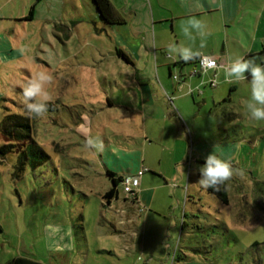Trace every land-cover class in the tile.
Instances as JSON below:
<instances>
[{
  "label": "rangeland",
  "instance_id": "374dc122",
  "mask_svg": "<svg viewBox=\"0 0 264 264\" xmlns=\"http://www.w3.org/2000/svg\"><path fill=\"white\" fill-rule=\"evenodd\" d=\"M52 1L0 0V121L8 112L24 113L22 90L37 74L51 77L45 91L56 104L32 123L46 161L27 164L16 179V153L0 157V263L24 256L44 264H264V122L246 113L248 82L217 76L214 87L206 83L203 93L194 92L205 105L199 108L190 96L181 100L196 117L182 132L185 144L153 142L122 151L112 131L133 128V122L111 120L105 98L119 92L114 82L99 81L106 69L123 72L113 41L93 30L87 14L72 24L65 14L72 0H62L61 17L52 18ZM239 2L232 20L199 18L206 34L192 30L193 39L182 37L181 46L213 52L220 70L230 57L264 60V0ZM5 139L0 134V146ZM211 151L233 152L237 171L227 181V204L197 182ZM126 168L128 174L144 169L143 200H125L129 194L118 183L117 198L107 204L106 169L119 174Z\"/></svg>",
  "mask_w": 264,
  "mask_h": 264
},
{
  "label": "crops",
  "instance_id": "0c3cea01",
  "mask_svg": "<svg viewBox=\"0 0 264 264\" xmlns=\"http://www.w3.org/2000/svg\"><path fill=\"white\" fill-rule=\"evenodd\" d=\"M109 1L116 17L112 24L105 23L101 19L91 0H72V9L67 10L65 14L72 24L83 17L86 18L85 14H87L93 30L97 34L107 32L113 41V52L116 54V60L120 61L118 65L123 68L118 70L123 72L118 76L119 71L116 69L111 71L112 73L106 69L108 73L99 75V81L114 82L112 86H115L119 92L115 96H106L105 110L110 111L111 120L113 118L131 120L134 126L117 132L112 131L117 138L116 144L122 151H135L137 147L153 142L168 147H175L181 142L185 144L182 132L187 133L190 121L194 126L196 117L190 110L187 111L184 108L181 100L190 96L192 102L199 101V99L195 101L194 92L203 93L199 89L203 88L206 83L209 85L212 79L216 82L217 76L220 82L225 81V74L223 70H220L219 63L218 67L204 73L208 81L207 79L202 80L201 73L189 75L195 66V61L185 62L178 57L169 56L168 45L171 43L181 45L180 39L185 36L180 28L189 18H212L213 16L216 20L221 18L222 22L228 18L232 20L240 5L239 0ZM52 2L56 9L52 13V18L61 17L64 9L62 8L63 1L53 0ZM33 5L35 7V3ZM75 25L73 28L76 32L78 30ZM70 34L68 32L64 34L66 41L69 40ZM194 52L195 57L200 55L214 57L213 52L209 54ZM260 63H264L262 57ZM191 64L192 67H187ZM174 74L178 76V79L172 78ZM119 81L123 83L120 84ZM231 88L233 89L234 86ZM213 97L212 102L215 101ZM99 100L98 102L101 103L102 101ZM200 100L197 102L199 108L207 103L204 96ZM232 154L233 152L218 156L230 161L235 167L234 162H231ZM192 167L190 165L187 171L188 182H191L194 177ZM129 171L127 169V173L114 172V174L124 176L128 175ZM144 193L145 186L140 178L135 195H129L125 200H130L133 205H140ZM185 194L188 195V191Z\"/></svg>",
  "mask_w": 264,
  "mask_h": 264
},
{
  "label": "clouds",
  "instance_id": "9594fccd",
  "mask_svg": "<svg viewBox=\"0 0 264 264\" xmlns=\"http://www.w3.org/2000/svg\"><path fill=\"white\" fill-rule=\"evenodd\" d=\"M205 25L195 17L189 18L182 25V32L185 37L193 39L192 30L203 37ZM168 55L178 57L187 62L196 55L194 50L187 46L171 43L167 48ZM226 80L235 82L247 81L250 87V97L245 101V110L249 119L257 122H264V63H257L255 58L237 56L229 58L224 66ZM51 77L46 74H37L23 87L24 104L29 115L39 117L47 110V102L51 96L45 91V85L50 83ZM90 147L96 146L93 139L87 140ZM200 173L197 181L205 189L212 188L219 190L220 186L230 180L236 173L230 161H227L214 152H209L204 158V163L198 167Z\"/></svg>",
  "mask_w": 264,
  "mask_h": 264
},
{
  "label": "trees",
  "instance_id": "16d2710c",
  "mask_svg": "<svg viewBox=\"0 0 264 264\" xmlns=\"http://www.w3.org/2000/svg\"><path fill=\"white\" fill-rule=\"evenodd\" d=\"M94 4L101 19L108 24L115 22L116 17L109 0H91ZM32 4L29 8L27 18H31L33 13ZM122 57L124 55L119 52ZM199 57L196 56L192 61ZM190 61V60H189ZM56 104L53 102H47V110H55ZM36 117L29 115L26 106L24 107V113H12L8 112L4 114L2 120L0 121V134L6 139V143L0 146V157H4L9 153H16V161L13 166L12 176L16 179L20 178L25 170V166L28 164L32 168H35L40 163L46 161L49 155L35 142L32 137V123ZM17 144H21L20 150H16ZM106 176L111 182V186L103 193L107 204L110 200L117 198L118 191L117 185L120 183L122 176H116L114 172L106 169ZM207 191L212 194L221 203L227 204L229 202V196L227 192V181L220 186L219 190H214L208 188ZM131 194V196H134ZM2 264V263H0ZM4 264H44L40 261L30 259L24 256H17L9 259Z\"/></svg>",
  "mask_w": 264,
  "mask_h": 264
},
{
  "label": "built area",
  "instance_id": "2783aa9c",
  "mask_svg": "<svg viewBox=\"0 0 264 264\" xmlns=\"http://www.w3.org/2000/svg\"><path fill=\"white\" fill-rule=\"evenodd\" d=\"M195 65L193 69H191L189 75H195L199 73L206 72L209 69H215L218 67L219 62L212 56L200 55L195 59ZM173 79H178V76L174 74L172 76ZM209 85L214 87L216 85L215 80H211ZM144 169H139L133 174L124 175L121 177L120 184L122 186L123 191L126 194H134L138 185L140 176L142 175Z\"/></svg>",
  "mask_w": 264,
  "mask_h": 264
}]
</instances>
